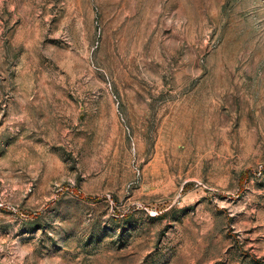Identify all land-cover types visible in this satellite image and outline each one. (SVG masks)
I'll use <instances>...</instances> for the list:
<instances>
[{
  "label": "rangeland",
  "instance_id": "1",
  "mask_svg": "<svg viewBox=\"0 0 264 264\" xmlns=\"http://www.w3.org/2000/svg\"><path fill=\"white\" fill-rule=\"evenodd\" d=\"M0 264H264V0H0Z\"/></svg>",
  "mask_w": 264,
  "mask_h": 264
}]
</instances>
